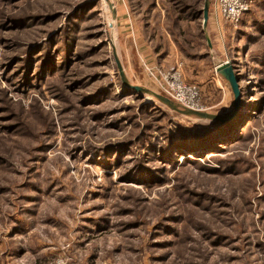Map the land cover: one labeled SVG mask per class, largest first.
I'll return each instance as SVG.
<instances>
[{"label": "rangeland", "instance_id": "374dc122", "mask_svg": "<svg viewBox=\"0 0 264 264\" xmlns=\"http://www.w3.org/2000/svg\"><path fill=\"white\" fill-rule=\"evenodd\" d=\"M0 0V264H264V0L238 22L204 0ZM145 65L177 68L181 115ZM148 99L152 101H148ZM196 110V109H195Z\"/></svg>", "mask_w": 264, "mask_h": 264}, {"label": "water", "instance_id": "95a60500", "mask_svg": "<svg viewBox=\"0 0 264 264\" xmlns=\"http://www.w3.org/2000/svg\"><path fill=\"white\" fill-rule=\"evenodd\" d=\"M108 4V8L111 11V19L109 20V27H112L113 20H115V5L112 4L111 1L105 0ZM212 3V0H204L203 2V9L199 12L201 14L202 18V32L205 34L204 38L207 42L208 47H210V40L207 36V24L209 19V9L210 5ZM113 57L116 64L118 76L120 79L121 84L128 89L133 90L134 92L138 93L142 96H150L156 99L161 104H166L174 109V111L178 112L181 115H185L187 117H192L195 119H202V120H209L214 123L215 125H221L223 123L231 121L236 113L239 111L241 107V101H240V89H239V75L235 72V68L229 61H220L215 64V72L223 79L228 89H230V92L232 93V103L231 106L227 110L224 111V113L221 114H209L206 112H202L199 110H194L191 108H188L184 106L183 104H180L175 99L171 98L168 95H165L163 93L155 92L146 88H143L141 86H136L134 84H131L125 75V70H123L121 63L115 53V50L113 49ZM148 101H152L148 99Z\"/></svg>", "mask_w": 264, "mask_h": 264}, {"label": "built area", "instance_id": "2783aa9c", "mask_svg": "<svg viewBox=\"0 0 264 264\" xmlns=\"http://www.w3.org/2000/svg\"><path fill=\"white\" fill-rule=\"evenodd\" d=\"M252 2L253 0H212L211 11L216 18L221 17L236 24L241 16L250 10ZM145 69L146 75L154 81L161 93L170 96L188 108L198 109L195 104L198 99V88L185 82L177 68L171 67L170 70H164L159 66L145 65ZM51 264L66 263L57 259Z\"/></svg>", "mask_w": 264, "mask_h": 264}, {"label": "trees", "instance_id": "16d2710c", "mask_svg": "<svg viewBox=\"0 0 264 264\" xmlns=\"http://www.w3.org/2000/svg\"><path fill=\"white\" fill-rule=\"evenodd\" d=\"M200 15H201V14H199V12H198V14H196V17H200Z\"/></svg>", "mask_w": 264, "mask_h": 264}, {"label": "bare ground", "instance_id": "6f19581e", "mask_svg": "<svg viewBox=\"0 0 264 264\" xmlns=\"http://www.w3.org/2000/svg\"><path fill=\"white\" fill-rule=\"evenodd\" d=\"M166 105V104H165ZM166 106H168V105H166ZM169 108H171L170 106H168ZM171 109H173V108H171Z\"/></svg>", "mask_w": 264, "mask_h": 264}]
</instances>
